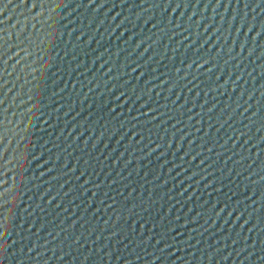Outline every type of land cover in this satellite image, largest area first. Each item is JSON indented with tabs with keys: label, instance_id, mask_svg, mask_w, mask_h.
Returning a JSON list of instances; mask_svg holds the SVG:
<instances>
[{
	"label": "snow or ice",
	"instance_id": "1",
	"mask_svg": "<svg viewBox=\"0 0 264 264\" xmlns=\"http://www.w3.org/2000/svg\"><path fill=\"white\" fill-rule=\"evenodd\" d=\"M0 243H2V241H0ZM2 253H3V249L0 248V254H2Z\"/></svg>",
	"mask_w": 264,
	"mask_h": 264
}]
</instances>
